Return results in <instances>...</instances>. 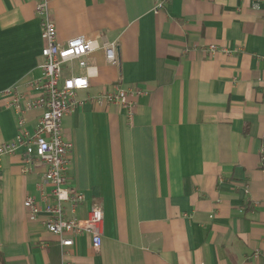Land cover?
<instances>
[{
    "label": "crops",
    "instance_id": "crops-1",
    "mask_svg": "<svg viewBox=\"0 0 264 264\" xmlns=\"http://www.w3.org/2000/svg\"><path fill=\"white\" fill-rule=\"evenodd\" d=\"M157 1L49 0L60 44L84 35L98 45L86 67L63 65L64 76L90 82L63 131L73 144L68 182L86 195L77 214L102 207L103 242L95 249L82 234L65 259L264 264V2L170 0L155 13ZM106 42L117 43V64ZM210 44L219 50L203 49ZM44 45L36 0H0V144L20 130L3 92L39 95L29 83L42 74ZM116 84L143 92L131 116L87 100ZM42 114L27 110L24 126L32 131ZM23 167L21 150L0 168V264H59L60 237L24 207L40 196L46 167Z\"/></svg>",
    "mask_w": 264,
    "mask_h": 264
},
{
    "label": "built area",
    "instance_id": "built-area-1",
    "mask_svg": "<svg viewBox=\"0 0 264 264\" xmlns=\"http://www.w3.org/2000/svg\"><path fill=\"white\" fill-rule=\"evenodd\" d=\"M170 0H158L154 12L162 10ZM254 8H260L264 0H253ZM36 15L40 20L45 45L42 49L43 60L40 64L42 74L32 80L29 86L39 92L37 97L26 98L15 87L4 90L8 107L20 114V130L14 139L0 144V168L5 156L14 155L22 150L24 172H31L34 166L45 165L44 183H39V197L28 195L24 207L31 219L44 215L46 228L60 237L63 260L59 264H72L65 259L66 248L75 244L76 238L89 233L92 245L99 249L103 242L104 211L101 206L93 205L86 217H80L77 210L86 200V195L72 187L67 179L70 163L69 154L73 144L64 137L63 119L78 106V92L90 86L86 75L64 76L63 65L78 60L81 67L87 66L86 56L98 48L96 41L84 35L69 39L65 44L58 41L57 27L51 16L49 0H36ZM200 45L197 44L196 47ZM108 62L117 64L118 45L116 42L104 44ZM203 49L209 53L219 50L215 44ZM225 53L232 50L221 48ZM143 94L138 88H124L116 84L113 89L87 100L98 105L116 104L125 107L130 116L133 113L135 98ZM24 101V104L22 102ZM42 109L43 114L31 131L24 126L23 113L30 109ZM264 159V145L260 150ZM46 185L50 189L45 188ZM204 264V263H203Z\"/></svg>",
    "mask_w": 264,
    "mask_h": 264
}]
</instances>
